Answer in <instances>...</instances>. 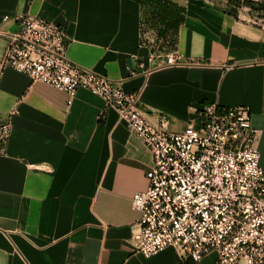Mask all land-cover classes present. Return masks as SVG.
<instances>
[{
    "label": "crops",
    "instance_id": "0c3cea01",
    "mask_svg": "<svg viewBox=\"0 0 264 264\" xmlns=\"http://www.w3.org/2000/svg\"><path fill=\"white\" fill-rule=\"evenodd\" d=\"M253 13L235 17L224 0H0V31H17L21 14L63 24L68 58L140 90L170 131L206 103L249 106L264 164V24ZM7 43L0 33V58ZM69 100L12 68L0 78L13 123L0 154V264H193L173 247L135 251L132 198L148 187L152 153L101 96L79 88Z\"/></svg>",
    "mask_w": 264,
    "mask_h": 264
},
{
    "label": "built area",
    "instance_id": "2783aa9c",
    "mask_svg": "<svg viewBox=\"0 0 264 264\" xmlns=\"http://www.w3.org/2000/svg\"><path fill=\"white\" fill-rule=\"evenodd\" d=\"M15 20L17 31H0L8 38L0 78L12 68L67 92L69 103L86 88L101 96L152 153L148 187L132 198L140 212L132 238L136 252L150 257L173 247L193 264H203L211 253L216 255L212 264H264V164L249 106L206 103L186 128L170 131L168 119L150 120L140 90L126 91L122 80L70 60L63 24L35 14ZM181 63L180 57H166L167 65ZM12 127L11 117L0 112V154Z\"/></svg>",
    "mask_w": 264,
    "mask_h": 264
},
{
    "label": "trees",
    "instance_id": "16d2710c",
    "mask_svg": "<svg viewBox=\"0 0 264 264\" xmlns=\"http://www.w3.org/2000/svg\"><path fill=\"white\" fill-rule=\"evenodd\" d=\"M246 6L251 11H264V0H229L228 11L231 15L237 17L240 7Z\"/></svg>",
    "mask_w": 264,
    "mask_h": 264
},
{
    "label": "rangeland",
    "instance_id": "374dc122",
    "mask_svg": "<svg viewBox=\"0 0 264 264\" xmlns=\"http://www.w3.org/2000/svg\"><path fill=\"white\" fill-rule=\"evenodd\" d=\"M226 1V4L229 3V0H224ZM254 14V19L262 24H264V11H259L255 12Z\"/></svg>",
    "mask_w": 264,
    "mask_h": 264
}]
</instances>
